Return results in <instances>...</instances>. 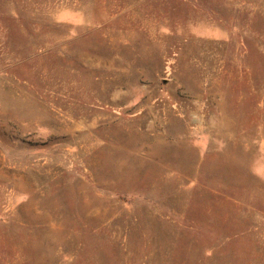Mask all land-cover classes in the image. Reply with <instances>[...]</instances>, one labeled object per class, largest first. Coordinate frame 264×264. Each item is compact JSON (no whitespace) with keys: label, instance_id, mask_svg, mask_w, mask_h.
I'll return each instance as SVG.
<instances>
[{"label":"rangeland","instance_id":"1","mask_svg":"<svg viewBox=\"0 0 264 264\" xmlns=\"http://www.w3.org/2000/svg\"><path fill=\"white\" fill-rule=\"evenodd\" d=\"M0 264H264V0H0Z\"/></svg>","mask_w":264,"mask_h":264}]
</instances>
